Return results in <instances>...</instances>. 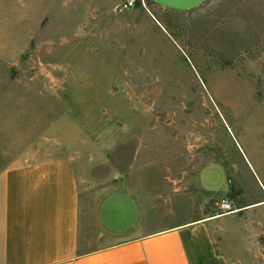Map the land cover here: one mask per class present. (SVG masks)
Returning <instances> with one entry per match:
<instances>
[{
  "label": "rangeland",
  "instance_id": "obj_1",
  "mask_svg": "<svg viewBox=\"0 0 264 264\" xmlns=\"http://www.w3.org/2000/svg\"><path fill=\"white\" fill-rule=\"evenodd\" d=\"M253 94H264V0H0V175L82 160L92 225L98 200L125 189L150 229L224 214L212 222L220 246L264 262Z\"/></svg>",
  "mask_w": 264,
  "mask_h": 264
},
{
  "label": "crops",
  "instance_id": "obj_2",
  "mask_svg": "<svg viewBox=\"0 0 264 264\" xmlns=\"http://www.w3.org/2000/svg\"><path fill=\"white\" fill-rule=\"evenodd\" d=\"M253 96L254 108L264 112V94ZM257 126L264 139V117ZM247 157L264 167V160L254 164ZM85 166L64 157L15 165L0 175V264H243L220 246L212 222L224 214L150 229L137 197L116 189L98 200L92 225L79 188Z\"/></svg>",
  "mask_w": 264,
  "mask_h": 264
},
{
  "label": "water",
  "instance_id": "obj_3",
  "mask_svg": "<svg viewBox=\"0 0 264 264\" xmlns=\"http://www.w3.org/2000/svg\"><path fill=\"white\" fill-rule=\"evenodd\" d=\"M154 1L175 9H189L200 5L205 0H154Z\"/></svg>",
  "mask_w": 264,
  "mask_h": 264
},
{
  "label": "built area",
  "instance_id": "obj_4",
  "mask_svg": "<svg viewBox=\"0 0 264 264\" xmlns=\"http://www.w3.org/2000/svg\"><path fill=\"white\" fill-rule=\"evenodd\" d=\"M219 207L224 211V213H230L232 210L231 199L228 195L222 196L218 201Z\"/></svg>",
  "mask_w": 264,
  "mask_h": 264
},
{
  "label": "trees",
  "instance_id": "obj_5",
  "mask_svg": "<svg viewBox=\"0 0 264 264\" xmlns=\"http://www.w3.org/2000/svg\"><path fill=\"white\" fill-rule=\"evenodd\" d=\"M148 1H150V0H148ZM140 4H141V0H136V5H140ZM206 194L211 195L210 193H206ZM227 195L229 196V198L233 197L232 193H227ZM214 215H216V214H214Z\"/></svg>",
  "mask_w": 264,
  "mask_h": 264
}]
</instances>
